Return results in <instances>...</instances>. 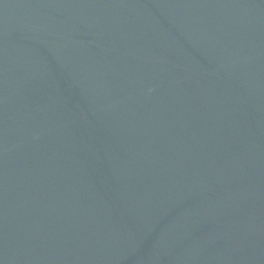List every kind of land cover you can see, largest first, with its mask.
Listing matches in <instances>:
<instances>
[{
	"label": "water",
	"instance_id": "water-1",
	"mask_svg": "<svg viewBox=\"0 0 264 264\" xmlns=\"http://www.w3.org/2000/svg\"><path fill=\"white\" fill-rule=\"evenodd\" d=\"M0 264H264V0H0Z\"/></svg>",
	"mask_w": 264,
	"mask_h": 264
}]
</instances>
